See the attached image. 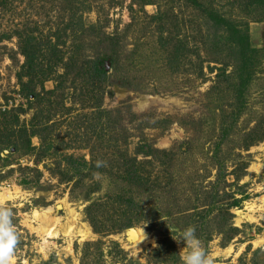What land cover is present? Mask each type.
<instances>
[{
  "label": "rangeland",
  "instance_id": "rangeland-1",
  "mask_svg": "<svg viewBox=\"0 0 264 264\" xmlns=\"http://www.w3.org/2000/svg\"><path fill=\"white\" fill-rule=\"evenodd\" d=\"M195 2L0 0L9 264H183L172 225L216 264H264V6Z\"/></svg>",
  "mask_w": 264,
  "mask_h": 264
},
{
  "label": "clouds",
  "instance_id": "clouds-1",
  "mask_svg": "<svg viewBox=\"0 0 264 264\" xmlns=\"http://www.w3.org/2000/svg\"><path fill=\"white\" fill-rule=\"evenodd\" d=\"M102 162H98L100 166ZM12 210L7 207L0 208V264H9L18 243V235L12 221ZM169 230L178 233L173 239L178 243L183 242L185 249L183 264H216L207 249L203 246L198 237L196 228L193 225L184 228H177L172 225Z\"/></svg>",
  "mask_w": 264,
  "mask_h": 264
},
{
  "label": "trees",
  "instance_id": "trees-1",
  "mask_svg": "<svg viewBox=\"0 0 264 264\" xmlns=\"http://www.w3.org/2000/svg\"><path fill=\"white\" fill-rule=\"evenodd\" d=\"M195 1L196 0H194V4L197 5V3ZM247 1L249 2V5L253 6L254 9H256L259 6H264V0H247ZM251 19L253 20V18H251ZM214 23L217 24V25H223V24H226V20L224 19L223 16L218 15L217 19L214 20ZM229 28H231V26ZM18 39H19L18 40L19 41L18 50H19V54L22 55L23 58H24V63L20 66V71L17 74V79L20 82V85L22 87H24L26 85H30V84L33 83V80L35 79V77L39 73L38 72L39 69H37V67H38V63L36 62L37 58L35 56V51L33 50L30 42L26 41L27 39L26 40L23 39L20 34H18ZM245 54L247 55L246 51L243 52V55H245ZM70 62H69V64H70ZM214 62L217 63L216 61H214ZM70 66H69V68H70ZM63 67L68 69V65L67 64H64ZM71 69H72V67H71ZM71 69H69V70H71ZM92 69H93V72H95L94 73L95 77H97L98 79H100L101 76L105 75V72L103 71V69L99 68L98 65L96 64V62H94L92 64ZM69 70L65 71V74H67ZM23 78L27 79V82L25 84H23V82H22ZM102 80H103V78H102ZM103 81H102V83H103ZM8 115L10 116L11 120H15V122H17V123L19 122L18 113L12 114V116H11V112L10 111L9 112L5 111L2 114V116H8ZM22 129H24V128H22ZM24 130H21V131H24ZM11 145H13L14 148H19L17 144H11ZM26 147L28 149H30V150L31 149L33 150V148L29 147L28 143H27Z\"/></svg>",
  "mask_w": 264,
  "mask_h": 264
},
{
  "label": "bare ground",
  "instance_id": "bare-ground-1",
  "mask_svg": "<svg viewBox=\"0 0 264 264\" xmlns=\"http://www.w3.org/2000/svg\"><path fill=\"white\" fill-rule=\"evenodd\" d=\"M142 233V232H141ZM137 234V233H136ZM132 237L134 238V240L136 239L137 241L138 240H140L141 239V235H139V237L138 236H136L135 234L134 235H132ZM47 238V237H46ZM140 243V242H139Z\"/></svg>",
  "mask_w": 264,
  "mask_h": 264
}]
</instances>
